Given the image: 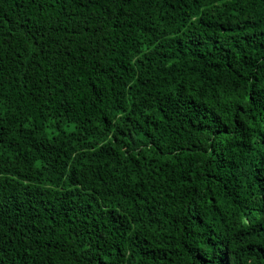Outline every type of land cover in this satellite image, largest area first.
Returning a JSON list of instances; mask_svg holds the SVG:
<instances>
[{"label": "trees", "instance_id": "obj_1", "mask_svg": "<svg viewBox=\"0 0 264 264\" xmlns=\"http://www.w3.org/2000/svg\"><path fill=\"white\" fill-rule=\"evenodd\" d=\"M0 264H264V0H0Z\"/></svg>", "mask_w": 264, "mask_h": 264}]
</instances>
